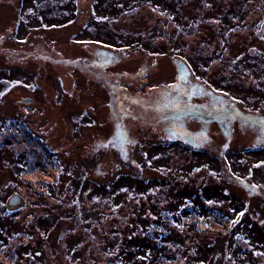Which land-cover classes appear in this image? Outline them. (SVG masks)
<instances>
[{
  "label": "rangeland",
  "instance_id": "rangeland-1",
  "mask_svg": "<svg viewBox=\"0 0 264 264\" xmlns=\"http://www.w3.org/2000/svg\"><path fill=\"white\" fill-rule=\"evenodd\" d=\"M87 1L64 8L60 0H0V116L31 128H0V264H199L194 254L211 259L222 219L228 234L252 240L241 259L222 264H264V120L238 113L222 127L205 114H164L160 105L184 103L168 87L178 79L174 56L214 80L218 91L196 90L197 107L222 97L264 119V25L257 37L234 26L255 18L242 11L264 0ZM216 11H224L219 21ZM198 15L207 19L202 32ZM218 25L223 41L239 36L212 69L216 55L195 58L189 44L203 45ZM175 40L181 50L173 52ZM110 55L117 83L102 66ZM24 95L33 102L17 103ZM21 157L37 160L32 182L51 180V193L3 190L22 169L7 161ZM219 241L231 258L232 242Z\"/></svg>",
  "mask_w": 264,
  "mask_h": 264
},
{
  "label": "flooded vegetation",
  "instance_id": "flooded-vegetation-1",
  "mask_svg": "<svg viewBox=\"0 0 264 264\" xmlns=\"http://www.w3.org/2000/svg\"><path fill=\"white\" fill-rule=\"evenodd\" d=\"M2 1H6V0H2ZM60 1H62V5L64 8L67 7V3L69 2V0H60ZM205 1L207 2V6H209V7L212 6L210 0H205ZM237 1L240 2V0H237ZM87 2H91V3L94 2V5H95V3H97V5H98V0H89ZM180 4L181 3H179L177 6H179ZM177 6H176V14L181 18V9L179 8V10H178ZM22 11H23V9L21 8V12ZM217 11L215 12L217 15H214V18L217 19V21H219V18L221 17L220 15L223 14L224 11H222V12H217ZM229 11L230 10H227L225 13H227ZM18 12H20V10H18ZM208 12H213V10H210ZM242 12H244L243 14H245L246 17H247V12H249V13H251V15H254L255 18H249L250 20L248 18H247V20L243 19V22L245 21L246 23H245L244 27H242V28L240 27V23H234L235 28L238 29L237 31L246 29L250 33H252L253 36L257 37L258 32H260V30L262 29V27L264 25V21H263V19H261L264 16V4L263 3H257V8L256 7H253L250 9L246 8ZM95 15L96 14L94 13L92 18H94ZM207 17L212 18L211 23H213V16H207ZM87 20H89V19H87ZM204 21H207V19H205V15H198V17L193 19V23L195 25L196 31L198 29L200 31L199 24L203 23ZM84 24L86 25V23H84ZM25 26H27V25H25ZM196 26H198V27H196ZM114 27H115V25L112 26V28H114ZM159 28L162 31H164L163 28H161V27H159ZM221 30L222 29L218 25L216 27V30L212 31L210 33L211 35L207 39L203 40V42H205V43H203V45H201V44L196 45L197 42H194L193 47H192L189 44V48L192 52L191 55L194 56L195 58L199 59L200 57H211L214 54L216 56L220 57V58H217L215 56V60H213V62L216 65L213 66L212 69H214V67H215V69L218 68L219 65H217V64H220L222 61L224 62L228 58V55H227L226 59L224 57H221V55L226 50H228V47H229L230 43L234 40V38L239 36V35H236V33H232L228 36L229 41L225 42V41H223V38L221 36H219V35H223V32ZM173 32L178 35V39L181 41L179 33L183 32V31L180 30L179 28H174ZM200 32H202V31H200ZM212 36L215 38H212ZM210 41H212V42H210ZM208 42H210V43H208ZM211 43H213L214 47L211 46ZM157 45L159 46V50L162 51V53L160 55L158 54L159 62L162 64L161 57L165 58L167 55L166 50H165L166 44L162 40V41H159L157 43ZM217 45L219 47H217ZM171 46H172L173 52L181 50V44H180V42L177 43L176 40L173 43L172 42L170 43L169 49H171ZM247 46H250V45H247ZM247 46H243V47H241V49H243L244 47H247ZM179 47H180V49H179ZM203 47H207V49H208L207 52H203V53L201 52ZM116 60H117L116 57H113L110 55L109 58L107 57L106 59H104V61L102 62V66H104L105 68L110 67V71H108L107 69H105V70H107L111 74V76H110L111 79L117 83L118 76L120 75V73L117 72L116 70L111 71V68L114 65V63L116 62ZM173 61L175 62L174 66L177 65L179 67L178 68L179 71L178 70L176 71V68H175L176 73L178 72V79L169 83L168 87H169V89L176 87L177 90L175 93H176V95L178 93V95H177L178 99H180L182 97L181 100H183L184 103H182L181 106H178L177 103H173V105H172V103L169 104V102L166 103L165 101H161L160 105L164 111V114H168L170 111L172 112L171 114L174 117L186 116V115H191V116L196 117L199 114H205V115H207V117L211 121H214V119H215V120H217L219 125L221 123L222 127H223V124H225V120L227 117H229V115H238V113L241 112L242 114H240V117H242L241 115L248 113L247 114L248 117L250 119L255 118L256 119L255 122L257 123V114H252L250 112H247L245 106H244V108L238 107V105L234 104L233 102H230V101L225 100L224 98L220 97L218 95V93H216V92H215V94H217L221 98V102H222L221 104L215 105L212 103L213 104L212 105V104L207 103L204 106H202L203 109L197 107L195 102L193 101V97L198 96L196 90L199 89V93H201V95H203L205 93V91H207V90L212 91V89H213L215 91H218L215 88H213L214 87L213 86L214 80L206 81V80L202 79L201 77H199L198 75H196L192 71V67L190 66L189 63H187L188 67L185 68L181 64V61L177 60L174 56H173ZM213 62H212V64H213ZM182 70L187 71L189 73L190 77L189 78L183 77ZM217 71L219 72V70H217ZM179 81L181 82L180 85L182 86V88H181L182 91L178 90V86H179L178 82ZM33 88L35 89L36 87L33 86ZM115 89H116V87H115ZM115 89L113 91H115ZM188 89H189V91H188ZM193 89H195V91ZM1 91H2V89L0 90V93H1ZM185 91H187L189 93H187ZM221 91L226 96L231 90H226V91L219 90V92H221ZM255 97L257 98V96H255ZM28 99H31V100H28ZM33 100H34V98L31 97L30 95H24L20 99L17 100V103H19L22 106L23 104H28V103L33 102ZM196 103H198V102H196ZM21 106H19V108H21ZM216 113H220V114H216ZM0 117H2V120L0 118V128H2V129L4 126L11 127L14 130H18V132H20L19 130H23L24 132H26V131H30V129H31L27 123H25V122L22 123V119L20 117H15V118L11 117L12 121L7 119L8 117H3V116H0ZM166 118L167 117L164 116V120H166ZM6 119L9 120L11 122V124H7ZM206 122H209V121H206ZM0 135H1V133H0ZM201 136L203 139L208 140L209 142L211 141L210 136L208 134L202 133ZM35 139H36V134L31 136V138L28 142L34 143ZM21 159H22V162H19L18 160L14 161L12 159H9L10 161H7L8 162L7 165L10 164V166H11L12 164H17V165L21 166L22 169H21V171L17 172V174H14L15 178L12 179V181L9 180L7 182L8 184H12V185L11 186H3V190L5 188H8V189H10V190H8V193H15V194H19V195H22V193H28V191H30L32 193H33V191H34V193H35V191H39L40 193L41 192L51 193L53 190V187H54L52 185L51 180L46 179V180H44V182L38 183V185L35 183L37 181V179L36 180L33 179L34 181L32 182L30 170L36 168L37 160L31 166V161L29 160V158H22L21 157ZM46 161L48 163L52 162V160H50V159H46ZM30 167H32V168H30ZM3 193H6V191ZM21 197H24V196L22 195ZM32 203L33 202H31V200H29V202L27 204L33 205ZM16 213L18 215L17 211H16ZM19 214H20V211H19ZM19 218L22 220V217H19ZM36 219L30 218L28 220L30 223H33L36 221ZM222 221L224 223H222ZM220 224H221V228L217 229V230H219V234L213 235L214 237H213L211 244H208L209 249L215 248V250L210 251V253H213L211 259L205 260V258H203L205 256V254H202V255H200V253L194 254V258L198 260L199 264H201V263L202 264H210L209 261H211V260H213L214 264L215 263L216 264H222L225 262V260L227 261L229 259H236V258L241 259L242 255H243L242 252H244L246 250V242L245 241H248L247 244H249L250 241H252L250 238H244V234L236 233L234 236L231 234H228L231 231V229H229V227H225L226 226L225 225V219H222ZM32 226H34V224H32ZM28 230L32 232V229L29 228ZM29 231H25V232L30 234ZM222 238L228 239L229 242H232L231 245L229 244V247H228L230 249L231 258L229 257L230 256L229 253H226L225 250H223L224 249V243L219 241ZM229 238L230 239L232 238V241H230ZM21 243L22 242H20V244ZM221 243H223V244L221 245ZM254 247H255V245L251 244V248H254ZM226 254H227V257H225ZM234 256H235V258H233ZM189 264H191V261L189 262Z\"/></svg>",
  "mask_w": 264,
  "mask_h": 264
},
{
  "label": "trees",
  "instance_id": "trees-1",
  "mask_svg": "<svg viewBox=\"0 0 264 264\" xmlns=\"http://www.w3.org/2000/svg\"><path fill=\"white\" fill-rule=\"evenodd\" d=\"M239 114H242V113L240 112ZM247 114H248V113H245V114H243V115H241V116H244V115H245V116L248 117ZM257 119L260 120V123H262L261 121L264 120L263 117H260L259 115H257ZM254 120H256V119L254 118ZM257 122H259V121H257ZM247 187H251V188H253V189L255 190V192L257 193V187H256V186H254V185H249V186H247ZM210 205H211V204H210ZM220 207H222V206L219 205V208H220ZM203 221H204V220H203ZM195 224L198 225V224H199L198 221H196ZM221 233H222V232H221ZM223 233H224V232H223Z\"/></svg>",
  "mask_w": 264,
  "mask_h": 264
},
{
  "label": "water",
  "instance_id": "water-1",
  "mask_svg": "<svg viewBox=\"0 0 264 264\" xmlns=\"http://www.w3.org/2000/svg\"><path fill=\"white\" fill-rule=\"evenodd\" d=\"M28 100H31V99H28Z\"/></svg>",
  "mask_w": 264,
  "mask_h": 264
}]
</instances>
